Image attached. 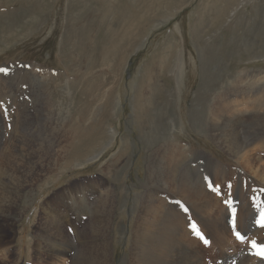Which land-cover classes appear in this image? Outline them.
Returning <instances> with one entry per match:
<instances>
[{
  "label": "rangeland",
  "instance_id": "rangeland-1",
  "mask_svg": "<svg viewBox=\"0 0 264 264\" xmlns=\"http://www.w3.org/2000/svg\"><path fill=\"white\" fill-rule=\"evenodd\" d=\"M0 68L8 70L0 72V147L17 141L22 129L35 145L45 137L39 126L47 124L49 131L78 127L83 136L74 140H87L80 146L90 152L48 164L22 191L7 220L0 219V264L43 263L39 247L51 226L44 206L70 185L97 179L114 191L109 234L120 263L156 146L185 144L186 151L244 171L202 126L239 77L264 84V0H0ZM187 161L191 181L212 177L204 162ZM246 178L264 193L263 183ZM226 188L219 197L224 206ZM256 204L244 236L259 226ZM89 208L77 206L72 217L87 219ZM211 211L219 216L217 207ZM263 239L264 232L246 242Z\"/></svg>",
  "mask_w": 264,
  "mask_h": 264
},
{
  "label": "bare ground",
  "instance_id": "bare-ground-1",
  "mask_svg": "<svg viewBox=\"0 0 264 264\" xmlns=\"http://www.w3.org/2000/svg\"><path fill=\"white\" fill-rule=\"evenodd\" d=\"M241 78L242 76L238 81H234L233 92L227 93L223 100L220 99L218 109L216 108V112L206 120L202 131L208 134L219 148L233 156L244 171L222 167L203 153L186 151L185 144L179 145L174 141L159 144L152 150L146 167L145 191L141 197L139 211L136 210L138 213L129 229L130 248L126 257L120 263L113 261V244L109 233L114 191L109 190L108 186L104 187L102 181L97 179L70 185L64 192L55 196L51 204L44 206L45 223L51 226L45 225V231L47 230L49 235L39 250H44L46 260L44 259L43 263L40 261V264H264L253 256L251 242H246L248 238L259 236L264 232V228L255 226L250 236L245 235V242L241 244L235 242V239H228L232 233L229 228L230 210L226 205L222 204L221 207L218 197L220 194L212 193L208 187L211 181L214 186L218 185L222 192L223 186L225 188L229 183L232 185L231 189L226 188L225 191L230 190L231 199L239 202L236 205L239 210L238 230H244L243 226L247 224L246 218L253 203L264 205V193L256 192L253 183L246 178L250 175L264 184V88L261 87L264 84H259L261 80L255 76L250 78L253 80L249 82L241 81ZM233 94L238 100L229 99L234 97ZM45 118L47 119V116ZM242 124L246 125L245 130L240 129ZM45 125L47 124L39 126L42 130L41 136L45 137L39 139V143L35 145L30 143L32 135H28L29 131L22 129L21 136H16L19 141L17 139L0 147L1 220L9 216L22 197V191L33 183L35 176L46 171L48 164L56 165L63 159L65 163L62 164H67L74 156H90V152L80 146L82 142L87 143V140L78 143L74 140L80 134L83 136L78 127L49 131L51 128ZM33 131L32 133L35 132ZM110 133L111 131L108 137L112 139L115 133ZM13 152L19 155L14 156ZM191 156L204 162L212 177L209 176L204 182L191 181L188 173L192 170L185 167L187 158ZM198 167L202 166L199 164ZM224 179L225 185L222 183ZM176 201L183 203L196 218L190 217V213L187 216L188 213H185ZM83 204L90 206V217L73 218L75 208ZM216 207L219 209L217 217L211 211ZM192 222H195L210 240L209 245L199 244L200 239L189 227ZM258 242L264 243V239ZM2 250L4 251L0 249V252ZM201 251H204L206 256H203ZM209 257L213 260L210 261Z\"/></svg>",
  "mask_w": 264,
  "mask_h": 264
},
{
  "label": "snow or ice",
  "instance_id": "snow-or-ice-1",
  "mask_svg": "<svg viewBox=\"0 0 264 264\" xmlns=\"http://www.w3.org/2000/svg\"><path fill=\"white\" fill-rule=\"evenodd\" d=\"M7 68H0V72L7 73ZM205 179H208L207 177ZM208 187L211 188L213 192H216L217 194H220V189L218 185H215L209 181ZM229 189H231L232 185L229 183L227 185ZM261 191H264L262 189ZM178 205L182 208V210L187 213L188 208L183 205L180 201H176ZM224 203L227 206V209L230 210L231 214V229L230 231L235 235V238L240 241L241 243L245 242V236L242 235V229L238 230L239 224H238V207L236 206L239 202L233 201L231 199V195L229 193L228 198L225 199ZM256 207L260 211V219L256 221L262 228H264V205L256 204ZM189 227L191 228L192 233L198 237L205 245L210 244V240L205 237V235L199 230L197 224L195 222L190 223ZM251 245L253 248L257 249L256 254L259 256L264 257V243L258 244L256 240H251Z\"/></svg>",
  "mask_w": 264,
  "mask_h": 264
}]
</instances>
